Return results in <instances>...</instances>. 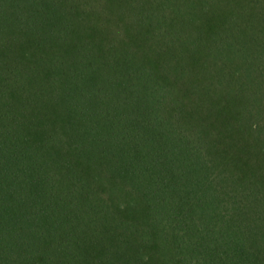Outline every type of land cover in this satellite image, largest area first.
<instances>
[{
    "label": "trees",
    "instance_id": "1",
    "mask_svg": "<svg viewBox=\"0 0 264 264\" xmlns=\"http://www.w3.org/2000/svg\"><path fill=\"white\" fill-rule=\"evenodd\" d=\"M0 264H264V0H0Z\"/></svg>",
    "mask_w": 264,
    "mask_h": 264
}]
</instances>
